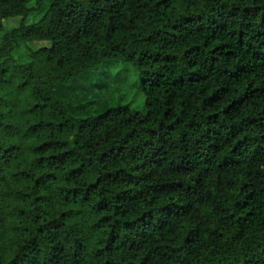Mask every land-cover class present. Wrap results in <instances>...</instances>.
Instances as JSON below:
<instances>
[{"label": "trees", "instance_id": "trees-1", "mask_svg": "<svg viewBox=\"0 0 264 264\" xmlns=\"http://www.w3.org/2000/svg\"><path fill=\"white\" fill-rule=\"evenodd\" d=\"M110 59L146 112L73 121ZM0 264H264V0H0Z\"/></svg>", "mask_w": 264, "mask_h": 264}, {"label": "rangeland", "instance_id": "rangeland-1", "mask_svg": "<svg viewBox=\"0 0 264 264\" xmlns=\"http://www.w3.org/2000/svg\"><path fill=\"white\" fill-rule=\"evenodd\" d=\"M51 0H47V7ZM34 14L33 20L38 18ZM20 19L10 21L8 28L18 26ZM71 111L73 121L96 116L109 108L124 106L140 113L146 112V97L142 79L136 67L110 59L67 85L60 94Z\"/></svg>", "mask_w": 264, "mask_h": 264}]
</instances>
